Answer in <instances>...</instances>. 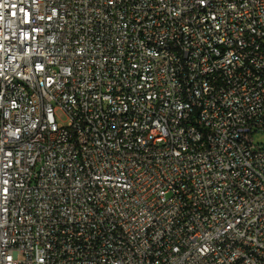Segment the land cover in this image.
<instances>
[{"label":"built area","instance_id":"built-area-1","mask_svg":"<svg viewBox=\"0 0 264 264\" xmlns=\"http://www.w3.org/2000/svg\"><path fill=\"white\" fill-rule=\"evenodd\" d=\"M258 131L264 0H0V264H264Z\"/></svg>","mask_w":264,"mask_h":264},{"label":"rangeland","instance_id":"rangeland-1","mask_svg":"<svg viewBox=\"0 0 264 264\" xmlns=\"http://www.w3.org/2000/svg\"><path fill=\"white\" fill-rule=\"evenodd\" d=\"M61 119V122L64 123V118L61 114H58ZM252 141L253 144H264V131H258L252 133Z\"/></svg>","mask_w":264,"mask_h":264}]
</instances>
